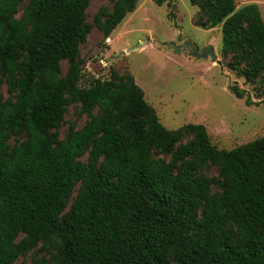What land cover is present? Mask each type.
I'll use <instances>...</instances> for the list:
<instances>
[{
    "label": "trees",
    "instance_id": "16d2710c",
    "mask_svg": "<svg viewBox=\"0 0 264 264\" xmlns=\"http://www.w3.org/2000/svg\"><path fill=\"white\" fill-rule=\"evenodd\" d=\"M189 1L262 98L231 93L264 104L259 6ZM138 2L91 24V0H0V264L38 246L31 264H264V137L219 149L204 125L166 128L129 71L85 81L93 28L109 38ZM71 105L89 121L61 138Z\"/></svg>",
    "mask_w": 264,
    "mask_h": 264
},
{
    "label": "rangeland",
    "instance_id": "374dc122",
    "mask_svg": "<svg viewBox=\"0 0 264 264\" xmlns=\"http://www.w3.org/2000/svg\"><path fill=\"white\" fill-rule=\"evenodd\" d=\"M161 1V3L159 2ZM115 0H91L87 20L94 22L100 9H113ZM237 8L255 3L264 20V0H235ZM201 11L189 0H139L137 9L128 14L119 27L106 37L93 28L81 47L85 81L107 79L111 70L129 71L145 93L147 102L157 111L160 122L170 130L188 124L207 128L212 145L232 150L264 137V104L247 107L229 90L236 83L248 90L254 101L262 97L256 88L229 69L230 59L221 53V28L203 29L198 25ZM190 41L198 49L214 48L217 60L195 59L185 44ZM68 63L62 62L63 74ZM2 93L8 98L7 87ZM79 105H71L59 130L64 138L70 128L81 129L88 121L79 116ZM187 142V140H184ZM87 157L82 159L86 162ZM207 175H216L212 168ZM76 193L73 195L75 197ZM38 246L17 264H31L40 252Z\"/></svg>",
    "mask_w": 264,
    "mask_h": 264
},
{
    "label": "water",
    "instance_id": "95a60500",
    "mask_svg": "<svg viewBox=\"0 0 264 264\" xmlns=\"http://www.w3.org/2000/svg\"><path fill=\"white\" fill-rule=\"evenodd\" d=\"M185 49H188L190 55L195 59H208L215 62L217 56L215 54L214 48L212 46L204 47L203 49H198L195 44H192L190 41H187L185 44Z\"/></svg>",
    "mask_w": 264,
    "mask_h": 264
},
{
    "label": "built area",
    "instance_id": "2783aa9c",
    "mask_svg": "<svg viewBox=\"0 0 264 264\" xmlns=\"http://www.w3.org/2000/svg\"><path fill=\"white\" fill-rule=\"evenodd\" d=\"M106 42H107V44H111L112 39L109 37V38L106 39Z\"/></svg>",
    "mask_w": 264,
    "mask_h": 264
}]
</instances>
